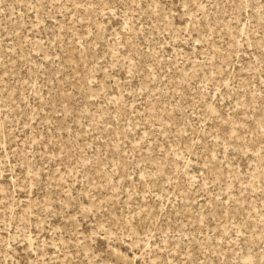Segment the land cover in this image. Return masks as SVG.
Here are the masks:
<instances>
[{
  "label": "rangeland",
  "instance_id": "374dc122",
  "mask_svg": "<svg viewBox=\"0 0 264 264\" xmlns=\"http://www.w3.org/2000/svg\"><path fill=\"white\" fill-rule=\"evenodd\" d=\"M0 264H264V0H0Z\"/></svg>",
  "mask_w": 264,
  "mask_h": 264
}]
</instances>
